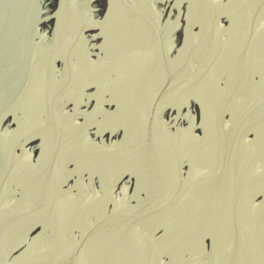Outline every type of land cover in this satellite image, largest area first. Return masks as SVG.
Listing matches in <instances>:
<instances>
[{"label":"water","instance_id":"1","mask_svg":"<svg viewBox=\"0 0 264 264\" xmlns=\"http://www.w3.org/2000/svg\"><path fill=\"white\" fill-rule=\"evenodd\" d=\"M63 3L42 24V0H0V264H264V5L184 0L173 47L155 11L176 0H111L87 42L96 4ZM85 88L118 134L78 126ZM189 98L195 133L154 121Z\"/></svg>","mask_w":264,"mask_h":264},{"label":"snow or ice","instance_id":"2","mask_svg":"<svg viewBox=\"0 0 264 264\" xmlns=\"http://www.w3.org/2000/svg\"><path fill=\"white\" fill-rule=\"evenodd\" d=\"M159 2L164 3L166 0H159ZM244 2H247V0H244ZM89 3L96 4L95 11H90V15L99 17L94 22L99 31L86 37V42L88 40L98 41L104 38L103 29L112 7L111 0H89ZM183 3L184 0H176V3L171 6L172 12H168L167 9L155 11V25L158 33L173 47L185 45L191 31V17L184 15L182 11ZM258 3L264 5V0H258ZM151 6L155 10L156 5L153 4ZM63 7V0H46V5L42 0V8L45 11L51 9L52 16L38 22L47 24L52 17L58 18ZM174 13L175 18H173ZM41 14L43 15V12ZM166 15L167 18H165ZM72 103L75 104V109L70 111H72V115L77 121H83V124L78 126L86 134L95 130L97 137H105L109 133L118 134L124 128V125L117 122L118 113L115 111V106L101 97L95 90L83 89ZM186 106L187 110H185ZM203 116L202 106L197 105L189 98V101L182 103L157 106L154 113V121L164 127L184 128L195 133L201 127ZM76 163L73 159H68L64 162L65 174L68 180H72L77 175L76 169L70 168L71 165ZM121 179L123 177L119 174L114 177L116 183H119Z\"/></svg>","mask_w":264,"mask_h":264}]
</instances>
